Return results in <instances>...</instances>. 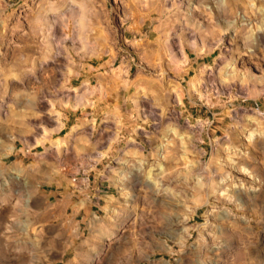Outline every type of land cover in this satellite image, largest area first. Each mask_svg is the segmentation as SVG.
Returning a JSON list of instances; mask_svg holds the SVG:
<instances>
[{
  "label": "rangeland",
  "instance_id": "obj_1",
  "mask_svg": "<svg viewBox=\"0 0 264 264\" xmlns=\"http://www.w3.org/2000/svg\"><path fill=\"white\" fill-rule=\"evenodd\" d=\"M0 264H264V0H0Z\"/></svg>",
  "mask_w": 264,
  "mask_h": 264
},
{
  "label": "crops",
  "instance_id": "obj_2",
  "mask_svg": "<svg viewBox=\"0 0 264 264\" xmlns=\"http://www.w3.org/2000/svg\"><path fill=\"white\" fill-rule=\"evenodd\" d=\"M114 144L115 142L110 136L100 139L92 154L91 161L93 165L97 166L104 160L109 155ZM73 162L74 168L86 166V162L83 161L81 163L79 159H75ZM67 164L72 166L70 162H67ZM98 175L99 173L97 172L96 176L99 177ZM71 176L74 177L71 179L70 176H63L53 182L51 188L43 189L46 192L44 195H46L47 200L51 202L53 198V203L55 204V207L48 215L59 218V220H62L67 225L75 224L78 221L76 217L85 212V200H96L99 203L102 202L103 196L108 194V186L104 184L103 179L93 177L90 172L79 177L72 174Z\"/></svg>",
  "mask_w": 264,
  "mask_h": 264
},
{
  "label": "bare ground",
  "instance_id": "obj_3",
  "mask_svg": "<svg viewBox=\"0 0 264 264\" xmlns=\"http://www.w3.org/2000/svg\"><path fill=\"white\" fill-rule=\"evenodd\" d=\"M86 11H87V9L85 8V4H83V3H80V4H78V6L76 7H74V8H72L71 10H70V12H71V14H72V16L73 17H75L76 15H77V17H75L74 18V22L78 25V27H79V29H82V27H83V21H85L86 20V16H85V13H86ZM45 17H46V15L45 14H43V15H41V13H39L37 16H36V20H43V19H45ZM48 24V23H47ZM47 27V26H46ZM47 31L49 30V27L46 29ZM234 67V66H233ZM3 81H7V78H4L3 79ZM173 134V133H172ZM260 134V133H259ZM254 133L253 132H249L248 133V138H250V139H252V138H254ZM46 137V136H45ZM42 138H43V136H42ZM41 138V139H42ZM37 142L39 141V140H36ZM36 142V143H37ZM56 142H57V140H56ZM161 146H162V144H161ZM234 149V148H233ZM236 149V148H235ZM235 151V150H234ZM231 159V158H230ZM233 162V161H232ZM149 173V172H148ZM229 180V179H228ZM222 185H223V182H222ZM231 185V184H230ZM245 185V184H244ZM242 187V186H241ZM218 189V188H217ZM219 191V190H218ZM235 192V191H234ZM219 193V192H218ZM221 193V192H220ZM210 195V194H209ZM241 195H242V193H241ZM238 196H240V195H238Z\"/></svg>",
  "mask_w": 264,
  "mask_h": 264
}]
</instances>
